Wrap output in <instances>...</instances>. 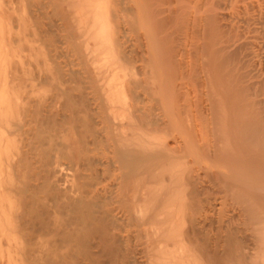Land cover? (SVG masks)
I'll use <instances>...</instances> for the list:
<instances>
[{
  "label": "bare ground",
  "instance_id": "obj_1",
  "mask_svg": "<svg viewBox=\"0 0 264 264\" xmlns=\"http://www.w3.org/2000/svg\"><path fill=\"white\" fill-rule=\"evenodd\" d=\"M264 264V0H0V264Z\"/></svg>",
  "mask_w": 264,
  "mask_h": 264
},
{
  "label": "rangeland",
  "instance_id": "obj_2",
  "mask_svg": "<svg viewBox=\"0 0 264 264\" xmlns=\"http://www.w3.org/2000/svg\"><path fill=\"white\" fill-rule=\"evenodd\" d=\"M99 264H101V263H99Z\"/></svg>",
  "mask_w": 264,
  "mask_h": 264
}]
</instances>
